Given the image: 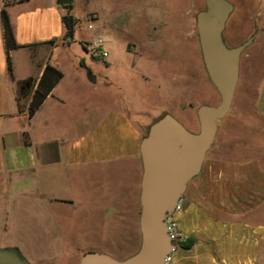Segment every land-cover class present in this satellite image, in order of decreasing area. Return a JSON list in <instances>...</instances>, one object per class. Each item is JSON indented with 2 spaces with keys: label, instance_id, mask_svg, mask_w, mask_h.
<instances>
[{
  "label": "crops",
  "instance_id": "1",
  "mask_svg": "<svg viewBox=\"0 0 264 264\" xmlns=\"http://www.w3.org/2000/svg\"><path fill=\"white\" fill-rule=\"evenodd\" d=\"M2 6L0 0V205L7 216L1 230L8 229L9 204L14 205L15 212L21 207L33 209L38 222L48 221L49 231L57 228V218L87 224L99 220L111 229L137 222L139 229V143L148 126L166 111L148 119L138 105L125 100L124 104L106 110L100 122L101 134L93 130L91 107L81 92L82 77L71 81L63 68L65 58L81 65L80 60L87 53L83 44L88 41L75 25L72 37L66 36V9L57 0H17L6 6L19 45L9 52V72ZM259 33L264 38V22ZM47 64L63 76L29 116L31 94ZM28 80L32 82L30 93L19 96L20 85ZM67 87L78 94L74 109L65 93ZM258 108L264 115V74ZM127 161L132 164V181L128 183ZM247 165L244 173L249 185H260L261 206L264 178L259 174L250 176ZM96 168L101 176L104 174L99 182L92 180ZM191 186L187 185L175 219L181 235L194 236L196 242L191 247L178 246L170 253L167 264H260L264 257V221L247 217V205L243 208L246 215L241 218L236 210L228 213L226 199H216L212 194L208 199L203 197V185ZM6 247H15L34 264L27 258V250ZM94 248H83L79 255ZM71 251L68 247H46L39 259L61 264L62 255ZM75 256L73 250L72 264H77L80 257L75 261Z\"/></svg>",
  "mask_w": 264,
  "mask_h": 264
},
{
  "label": "rangeland",
  "instance_id": "2",
  "mask_svg": "<svg viewBox=\"0 0 264 264\" xmlns=\"http://www.w3.org/2000/svg\"><path fill=\"white\" fill-rule=\"evenodd\" d=\"M230 1L234 8L223 31L226 44L235 46L256 34L241 53L231 107L219 120L202 169L188 186L203 185V197L208 199L211 194L216 199H226L228 213L236 210L235 214L241 218L246 215L243 208L247 205V217L264 221L260 185H249L244 173L249 163L246 166L249 175L264 178V115L258 108L259 85L264 74V38L259 33L264 22V0ZM204 7V0H73L70 8L64 7L66 13L76 18V30L88 40L101 36L109 53L99 60L79 46L84 52L85 65L67 58L64 61L69 80L82 77L81 92L91 107L93 130L101 134L100 122L106 110L124 104L125 100L138 105L148 119L166 111L189 130L198 129L197 107L203 103L215 105L220 100L205 70L195 25V15ZM88 24L92 27L88 28ZM65 93L73 109L76 108V91L67 87ZM127 163L126 183L132 181V164ZM100 172L96 168L92 180L99 182L104 175ZM119 180L123 181V177ZM2 206L0 247L27 250V258L34 264H48L39 258L51 246L74 250L76 261L79 250L89 246L96 247L93 251L105 250L106 254L123 259L140 244L137 222L111 229L99 220L87 224L57 218V228L49 231L48 221L38 222L33 209L27 211L21 207L15 212L12 204L6 206L8 229L3 232L1 226L7 216ZM72 251L62 255L61 264H72ZM260 264H264V257Z\"/></svg>",
  "mask_w": 264,
  "mask_h": 264
},
{
  "label": "water",
  "instance_id": "3",
  "mask_svg": "<svg viewBox=\"0 0 264 264\" xmlns=\"http://www.w3.org/2000/svg\"><path fill=\"white\" fill-rule=\"evenodd\" d=\"M73 0H57L60 5ZM197 11L195 25L207 75L219 93L217 104H200L196 109L199 127L191 131L172 114L155 119L139 143L142 174L139 191L138 249L123 259L88 251L78 264H164L177 247L168 233L166 219L176 211L190 180L202 169L206 153L228 113L239 79L242 51L252 43L255 33L235 46L223 38L226 22L233 11L230 0H204ZM91 81L95 77L89 75ZM0 264H31L15 247H0Z\"/></svg>",
  "mask_w": 264,
  "mask_h": 264
},
{
  "label": "trees",
  "instance_id": "4",
  "mask_svg": "<svg viewBox=\"0 0 264 264\" xmlns=\"http://www.w3.org/2000/svg\"><path fill=\"white\" fill-rule=\"evenodd\" d=\"M3 6L1 9V16H2V23H3V36H4V43L5 48L7 52V61H8V70L11 72V61H10V50L12 48H15L19 46L15 40L14 32L12 25L9 20L8 13L6 11V6L11 1H17V0H2ZM72 3L62 5L63 7L70 8ZM63 21L66 25V36L72 37L74 25L76 23V18L70 14L66 13L63 15ZM81 65H85L84 61L80 60ZM63 76V73L55 68L54 66L47 64L44 68V71L31 94V100L28 107V115L32 116L37 108L40 106V104L43 102V100L46 98V96L51 92L52 88L55 86L57 81ZM32 88V82L31 80L23 82L19 87V96L26 95L30 93V90ZM196 242V238L194 236H189L187 238H184L183 240H177L178 246L182 247H191Z\"/></svg>",
  "mask_w": 264,
  "mask_h": 264
},
{
  "label": "built area",
  "instance_id": "5",
  "mask_svg": "<svg viewBox=\"0 0 264 264\" xmlns=\"http://www.w3.org/2000/svg\"><path fill=\"white\" fill-rule=\"evenodd\" d=\"M91 19H93V17ZM91 27H92V25L88 24V28H91ZM83 45H84L86 51L89 53V55L92 58L100 60V59H105L109 55L108 50L105 47L104 40L101 36H98L92 40H88ZM180 202H181V200H180ZM180 202L177 206V209L180 206ZM173 213L169 214L167 219H166V225H167L168 233L171 236V238L176 240V241L177 240H183L185 237L183 235H181V233L179 232L178 224H177L176 219L173 217ZM168 259H169V255L165 258L164 264H167Z\"/></svg>",
  "mask_w": 264,
  "mask_h": 264
},
{
  "label": "flooded vegetation",
  "instance_id": "6",
  "mask_svg": "<svg viewBox=\"0 0 264 264\" xmlns=\"http://www.w3.org/2000/svg\"><path fill=\"white\" fill-rule=\"evenodd\" d=\"M88 251H93V250H88ZM88 251H85L84 253H86V252H88ZM84 253H82V255H83ZM82 255H81V256H82ZM81 256L79 257V259H78V261H77V264L79 263V260H80Z\"/></svg>",
  "mask_w": 264,
  "mask_h": 264
}]
</instances>
